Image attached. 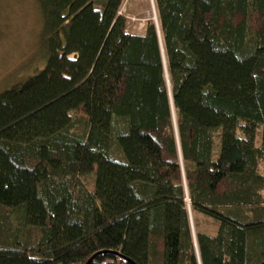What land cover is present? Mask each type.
I'll return each instance as SVG.
<instances>
[{"label": "trees", "instance_id": "obj_1", "mask_svg": "<svg viewBox=\"0 0 264 264\" xmlns=\"http://www.w3.org/2000/svg\"><path fill=\"white\" fill-rule=\"evenodd\" d=\"M37 1L45 67L0 94V264H264V0H154L144 35L126 0Z\"/></svg>", "mask_w": 264, "mask_h": 264}, {"label": "rangeland", "instance_id": "obj_2", "mask_svg": "<svg viewBox=\"0 0 264 264\" xmlns=\"http://www.w3.org/2000/svg\"><path fill=\"white\" fill-rule=\"evenodd\" d=\"M120 13L126 17L131 34H142L147 21L155 20L153 0H126ZM43 28V12L37 0H0V94L23 85L44 69L47 48ZM263 131L261 126L256 137L257 147H261ZM113 156L123 160L119 153L113 152ZM259 172L264 175V161ZM95 180V173L82 179L88 192H94ZM259 192L264 199V187ZM192 215L195 232L217 235L216 221L200 213Z\"/></svg>", "mask_w": 264, "mask_h": 264}, {"label": "water", "instance_id": "obj_3", "mask_svg": "<svg viewBox=\"0 0 264 264\" xmlns=\"http://www.w3.org/2000/svg\"><path fill=\"white\" fill-rule=\"evenodd\" d=\"M153 6H154V10H155V4H154V0H153ZM155 20L157 22V14H156V10H155ZM190 218H191V224H192V229H193V232H194V235H195V230H194V225H193V217H192V213H191V210H190ZM117 255V253H115ZM119 255V254H118ZM96 256L92 257L86 264H92L95 260ZM128 263L130 264H134L132 261L130 260H127Z\"/></svg>", "mask_w": 264, "mask_h": 264}, {"label": "crops", "instance_id": "obj_4", "mask_svg": "<svg viewBox=\"0 0 264 264\" xmlns=\"http://www.w3.org/2000/svg\"><path fill=\"white\" fill-rule=\"evenodd\" d=\"M144 34H145V31L142 34H138V35H144Z\"/></svg>", "mask_w": 264, "mask_h": 264}, {"label": "built area", "instance_id": "obj_5", "mask_svg": "<svg viewBox=\"0 0 264 264\" xmlns=\"http://www.w3.org/2000/svg\"><path fill=\"white\" fill-rule=\"evenodd\" d=\"M121 14V13H120Z\"/></svg>", "mask_w": 264, "mask_h": 264}]
</instances>
